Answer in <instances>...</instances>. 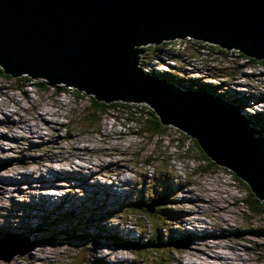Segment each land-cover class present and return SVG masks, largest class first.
Returning a JSON list of instances; mask_svg holds the SVG:
<instances>
[{"label":"rangeland","instance_id":"1","mask_svg":"<svg viewBox=\"0 0 264 264\" xmlns=\"http://www.w3.org/2000/svg\"><path fill=\"white\" fill-rule=\"evenodd\" d=\"M187 39L190 37L174 39L158 50L154 47L167 41L143 45L140 59H152L157 65L152 56L158 53L163 66L157 68L166 70L169 55L164 52L172 53L170 64L176 65L168 68L180 83L199 77L222 97L239 96L247 103L252 98L264 99V63L250 62L233 48L225 49L221 57L205 45L213 43L201 41L203 45L197 47ZM155 65L151 70L159 73ZM146 68L142 70H149ZM23 76L13 80L0 76V119L7 116L11 121L10 115L19 123L26 119L37 131L25 140L14 131L19 123L11 124V129L0 124V148L4 149L0 173L12 175L3 178L5 183L0 181V238L9 235L3 247L21 243L25 254L14 255L9 261L0 259V264H264V211L252 212L244 202L246 197L258 199L251 191L248 195V186L226 168L200 171V149L194 151L183 131L165 125L168 136L161 140L145 132L136 133L134 127L138 125L125 121L123 111L96 115L91 124L85 94L80 96L73 89L41 90ZM218 82H223L225 89L219 88ZM114 102H131L133 108L143 110L140 119L149 117L144 114L149 107L142 102ZM260 104L253 106L252 112ZM248 110L243 108L247 117L251 113ZM45 121L55 123L42 124ZM260 126L258 122L256 127ZM39 132L45 134L44 140L37 137ZM175 136L185 142L182 148L178 143H168V138ZM187 145L196 159L181 155ZM9 147L12 150H7ZM146 156H153V164L145 167ZM28 171L31 174L26 176ZM98 182L104 186L93 192V183ZM41 192L47 197L38 195ZM115 192L118 194L113 196ZM159 198L166 202H157L153 208L163 218L157 233L161 242L158 253L148 251L144 255L136 247L115 245L134 240L139 228L144 231V240L155 234L161 221L156 216L149 219L140 211L126 212L133 203L147 204ZM167 241H176L181 248L173 249ZM38 247H46L47 254H37Z\"/></svg>","mask_w":264,"mask_h":264},{"label":"water","instance_id":"2","mask_svg":"<svg viewBox=\"0 0 264 264\" xmlns=\"http://www.w3.org/2000/svg\"><path fill=\"white\" fill-rule=\"evenodd\" d=\"M185 36L262 60L264 0H0L4 74L72 87L98 101L142 102L264 203V138L255 137L264 129L235 104L179 88L136 64L143 45ZM3 244L5 237L4 261L25 254L21 243Z\"/></svg>","mask_w":264,"mask_h":264},{"label":"trees","instance_id":"3","mask_svg":"<svg viewBox=\"0 0 264 264\" xmlns=\"http://www.w3.org/2000/svg\"><path fill=\"white\" fill-rule=\"evenodd\" d=\"M188 42L196 45L197 47H200L201 45H203L201 43V41H199V40H191V41H188ZM170 43H172V42L171 41L163 42V43L160 44V46H156L154 48L157 49V50L158 49H162V47H164L165 45L170 44ZM205 45H208V47L211 48L213 51H216V52L220 53L219 54L220 56H222V54L226 53L224 49L220 48L217 45H210V44H205ZM235 53L238 54L239 56H243L244 58H247L248 61H250V62L260 63V64L264 63V60H257V59H253L251 57H247L245 55L240 54V52H238V51H236ZM154 56L155 57L157 56L158 59L160 58L158 56V53H155V52L153 53L152 58H154ZM151 60H146L145 62H143L141 60L140 62L142 64H144V65H147L149 62H151ZM157 75L162 77V78H164L168 82H171V83H174V84L176 83L177 85H179V86H181L183 88H191L194 84L198 83V85H200L199 88H202V89L203 88H207V89H209L210 91H212L214 93L213 89L211 87H208L210 85L202 84L199 79H189V82L180 83V81L175 79L173 71L170 70L169 68H168V70L167 69L166 70H162ZM0 76L3 77L4 79L13 80V78L10 75L4 74L1 70H0ZM23 78H25V80L27 79L28 82H30L31 84H34L38 89H41V90H45L46 91V90H49L50 88H52V89L57 88V92H62L65 89L63 86L51 85V84H49L48 82H46L44 80L34 81V80H32V78H30L28 76H23ZM17 80H19V78H17ZM15 89H20V88H15ZM73 92L78 94V95L80 94V96L83 95L81 92H79L77 90H73ZM87 98H88V106H87L88 116H87V118H89V121H90L91 124L94 123V121L96 119V115L102 116V115H107L109 112L113 113V112L123 111V114L125 116V118H124L125 121L132 122V124H134L135 126L138 125L137 127H134L136 129V133L145 132V133L149 134V137L156 136V137H158L159 140H161L165 136H168V128H167V126L163 125L160 122L159 118L156 116L154 111L151 110L150 108L149 109L147 108L145 110L146 113L144 112V114H147V116H149V117L146 118V117L143 116L144 119H140V117H141L140 115H141V112H143V110H140L141 107H138L137 109L133 108L132 105H134V104H131V102H121L120 103V102H105V101H102V100L98 101L93 96H87ZM231 101L234 102V104H237L240 109H243V107L246 106L245 100H243L242 98H239V96L235 97V98H232ZM260 114H262V113H260V112L252 113V114L249 115V118L254 123L255 126L259 122L261 124L260 128H264V119H263L262 115H260ZM145 123H147V127H142V126H144ZM178 133L180 134V132H178ZM184 135H185L184 137H186V140H189V141L192 142L194 151H197L196 148H199L197 142L194 139H192L191 137L187 136V134L184 133ZM170 138H168V140H167L168 143H178L177 144L178 148H182L185 145L184 144L185 142L182 141L180 138H176V136L175 137H170ZM188 148H189V146L187 145V148L185 150L186 152L181 153V155L187 156V157L192 158V159L193 158L196 159L195 157H197V156H195L194 154L192 155V152L189 153L188 152ZM199 152H200V155L198 156L197 159H198V162H199V165H200V166H198V169L200 171H202L204 173H209V172H212L214 170L216 171L217 169L220 168L217 165H215L214 162L211 161L202 152L201 149H200ZM152 160H153V156H146L145 160H143L144 166L146 167L149 164L152 165L153 164ZM228 172H229V174L232 175V172H230L229 170H228ZM235 178H237V177H235ZM247 189H248V191H247L248 195H252L251 194L252 192L249 193V191H251V190L248 187H247ZM145 195L148 196L147 193ZM140 197H142V194H141ZM140 201H142V200H140ZM160 201L163 202V203L166 202V200H158V201L157 200H152V202L154 204L153 206H155V204L157 202H160ZM244 202H245L247 208L250 211H252V212H257L258 214H260V213H262L264 211V203L261 200H259V199L258 200H256V199L249 200L246 197V198H244ZM133 205L142 206V204H138V203L137 204H133ZM133 210L136 211V212L140 211L139 214L141 216H143L144 218L147 217V218L150 219L151 216H156L159 220H161L157 224L155 234H151L147 239L144 240L143 239L144 236L142 237L144 232L139 230V232H138L139 235L134 240H131V239L130 240H124L123 242L121 241V242L115 243V245H121V246H123L124 249L128 248L127 245H129L132 248L136 247V248H138L137 250L139 252H141L142 254H144V255H146V253L148 251H153L154 253H158V251L160 249H158L159 247H157V246H159L158 243H161V242L159 240L160 236L157 233L161 229V226L159 224L162 223L163 218L161 216L156 215L153 211H148L146 208H141V210H138L137 208L133 209L132 206L130 207V209L127 210L126 215H129L128 213L130 211H133ZM174 214L176 216L179 215L176 211H174ZM171 218L172 217L170 215H168V220H170ZM164 222L165 223H169V222H166V221H164ZM152 226H153V224H152ZM38 229L39 228H37L36 230H38ZM73 229H75V227ZM261 231L264 232V230H261ZM152 232H153V228H152ZM171 232H172V230L170 231V233ZM169 236H171V234ZM165 238L166 237H164V240H165ZM115 239H117V238H115ZM115 241H119V240H115ZM170 242L171 241H167V243H170ZM153 248H155L157 250L155 251ZM172 248L175 249L174 247H172ZM162 249L164 250V248H162ZM128 250H131V249H128ZM170 251H172V250L170 249ZM134 253H135V251H134ZM130 262L131 263H129V264H133L134 263L133 261H130ZM164 263H166V262H164Z\"/></svg>","mask_w":264,"mask_h":264},{"label":"bare ground","instance_id":"4","mask_svg":"<svg viewBox=\"0 0 264 264\" xmlns=\"http://www.w3.org/2000/svg\"><path fill=\"white\" fill-rule=\"evenodd\" d=\"M140 49H138V52H136V58H137V61H136V64L138 65V67H140V66H144V67H147L149 70H148V72H150V74H154V75H157L155 72H152V70H151V68H153V66H154V64H155V62L156 61H151V62H149L147 65H144V64H142L140 61H141V59H140ZM226 51V50H225ZM164 53H166L165 54V56H167V55H169V56H172V55H174V54H172V53H168V52H164ZM157 60H158V57L156 56L155 57ZM196 67V66H195ZM146 68V69H147ZM155 69V68H154ZM158 69V68H157ZM166 69V68H165ZM217 70H219V69H217ZM219 71H221V70H219ZM221 72H224V70L223 71H221ZM158 76V75H157ZM161 80H165L164 78H162V77H160V76H158ZM197 79H199L200 80V78L199 77H197ZM166 81V80H165ZM200 82L202 83V82H204V81H201L200 80ZM222 84V85H221ZM221 84L218 82V87L219 88H222V89H225V86H223V82H221ZM234 84H232L231 86H233ZM204 90H206L208 93H210V94H212V95H217L218 97H221V99H223V100H225V101H227V102H230V103H232V104H234V102H232L231 101V99H232V97H228V96H220V95H218V94H215V93H213L212 91H210L209 89H207V88H203ZM229 89H232V88H229ZM71 90V89H70ZM221 90V89H220ZM249 100V99H248ZM252 100L253 101H251V99H250V101L251 102H246V104H249V103H251L253 106H255V108H256V105H258L259 103H261V102H264V99L262 98V100H260V99H257V100H255L254 98H252ZM247 101V100H246ZM236 106H238L237 104H235ZM32 108H38V106L36 107L35 105H32ZM244 108V107H243ZM254 108V109H255ZM240 109V108H239ZM253 109V108H252ZM51 111V110H50ZM240 111L243 113V114H245L244 112H243V109H240ZM251 112H252V110H251ZM258 112H260V113H262V114H264V107H260V108H258V109H256V111H255V113H258ZM12 114V113H11ZM37 116H38V113H37ZM10 117H11V121H9L8 120V117L7 116H4L3 117V119L1 120L0 119V124L1 125H3V124H5V125H3L6 129H11V127H10V125L11 124H14V123H19V122H16L15 120H13L12 119V116L10 115ZM264 119V118H263ZM25 121H27L26 119H22L21 118V121H20V123L18 124V125H16V126H14V127H16V130H14V131H17L18 133H19V135H21V137H19V138H22V139H25V140H28V138L30 137L31 138V136H34L33 134L34 133H36L37 131L36 130H34L33 128H31V124L30 125H28ZM49 123H55V121L54 122H52V121H45L44 123H42V124H45V125H48ZM251 124L252 125H254V123L251 121ZM33 126V125H32ZM38 135H37V137L38 138H40V139H42V140H44V136H45V134H42V133H37ZM1 135V134H0ZM16 137H18V135L16 136ZM36 137V138H37ZM11 138H14L13 136H11ZM7 140H9V139H7ZM39 140V139H38ZM50 140V139H49ZM51 143V142H50ZM41 144V143H40ZM38 145V144H37ZM33 146V145H32ZM7 150H12V148L11 147H9ZM4 153V149H2V148H0V154H3ZM64 159V158H63ZM62 159V160H63ZM43 164V163H42ZM118 164V163H117ZM47 166V165H46ZM36 170V169H35ZM40 170H41V168H40ZM43 170V169H42ZM51 170H53V172H55L56 170L54 169V167H52V169ZM59 171V170H58ZM30 172L31 173H33V170H30ZM38 172V171H37ZM71 172H73V171H71ZM31 173H29V171H28V173L26 174V176H28V175H30ZM41 173V172H40ZM42 175V174H41ZM45 175V174H44ZM91 175V174H90ZM12 175H4L3 174V172L2 173H0V181H3V183H5V181H4V179L3 178H5V177H11ZM33 176V175H32ZM43 177V176H42ZM32 178V177H31ZM7 180H10V179H7ZM96 187H95V190L93 191V192H97L98 191V188H103L102 186H104V184L103 185H101V183L100 182H98V183H93ZM179 188H180V186H179ZM1 190H0V196L2 195V193H3V187H1L0 188ZM180 190V189H179ZM91 192H92V190H91ZM119 193H121L120 191H119ZM88 194H91V193H88ZM116 194H118V192H115L114 193V195L113 196H115ZM38 195H41V196H43V197H47V196H44V194H42V192L41 193H39ZM96 195V194H95ZM118 196V195H117ZM95 198V197H94ZM43 201H47L48 202V200H43ZM94 201V200H93ZM67 204V203H66ZM154 206H152V208H153ZM180 213V212H179ZM26 225V224H25ZM125 229V228H124ZM125 230H127V229H125ZM58 231V230H57ZM57 231L55 232V233H57ZM38 245H41V244H38ZM36 251H37V254H38V252L39 253H41L42 251L44 252L45 250H46V247H44V248H37V249H35ZM45 254H47V252H44ZM14 256V255H13ZM12 256V257H13ZM11 257V258H12ZM41 258V257H40ZM223 258L224 259H228L229 257H224L223 256ZM20 260V259H19ZM34 260V259H33ZM12 261H14V262H19V261H17V260H12ZM11 261V262H12ZM24 261V260H23ZM36 261V260H35ZM26 264H27V261H26Z\"/></svg>","mask_w":264,"mask_h":264},{"label":"clouds","instance_id":"5","mask_svg":"<svg viewBox=\"0 0 264 264\" xmlns=\"http://www.w3.org/2000/svg\"><path fill=\"white\" fill-rule=\"evenodd\" d=\"M191 40H195V39H187V41H191ZM169 41H171V42H173V41H175V40H168L167 42H169ZM163 43V42H162ZM221 48V47H220ZM222 49H224V48H222ZM225 50V49H224ZM237 51V50H236ZM235 51V52H236ZM239 52V51H238ZM241 54V53H240ZM243 55V54H242ZM160 57V56H159ZM168 57V59H165V60H168V64L169 65H166L167 67V69H168V67H170L171 68V65L172 66H175L176 64L175 63H173V64H170V59H169V57L170 56H167ZM222 57V56H221ZM248 57V56H247ZM164 59V58H163ZM160 60V61H159ZM178 59H175V60H172V61H177ZM262 60H264V59H262ZM157 62H158V64L157 65H155V67H156V70H158V72L160 73L162 70H159V69H157V66H163V62H162V60H161V58H159L158 60H157ZM142 68H143V66H141ZM0 70L2 71V69H1V67H0ZM147 73H150V72H148V70L146 71ZM153 72H155L154 70H153ZM156 73V72H155ZM158 74V73H157ZM26 76V75H25ZM37 79H40V78H37ZM205 79V78H204ZM207 85H210L211 86V84L210 83H207ZM216 84H214V85H212V86H215ZM60 86H62V85H60ZM64 87V86H63ZM194 87V88H193ZM65 89H73V90H76V89H74V88H72V87H64ZM199 88V87H198ZM197 88V84H195V85H193L192 87H191V89H198ZM189 89V88H188ZM200 89H202V88H200ZM72 90V91H73ZM79 92H81V91H79ZM82 93V92H81ZM83 95L85 94V93H82ZM86 95V94H85ZM87 96H91V95H87ZM262 103L263 102H261V104H260V107H263L262 106ZM246 108H249V112H250V109L252 110V107H253V105L251 104V103H249L248 105L246 104V106H245ZM245 107H244V109H245ZM151 109V108H150ZM152 110V109H151ZM252 113H255V112H251V113H248V115H250V114H252ZM262 115V117H263V114H261ZM248 118H249V116H248ZM264 118V117H263ZM250 119V118H249ZM126 127L128 126L129 127V125H128V123H126V124H124ZM255 128H257V129H264V128H260V127H256L255 125H253ZM256 136H259V137H263L264 138V132L263 133H261V134H259V135H256ZM152 211H153V208H152ZM144 232V231H143ZM3 237H5V238H7L8 236H6V234L3 236ZM2 239V238H1ZM173 242H176V241H173ZM175 249H178V248H176V247H174ZM181 248V247H180ZM123 249V248H122ZM131 263V262H130Z\"/></svg>","mask_w":264,"mask_h":264}]
</instances>
